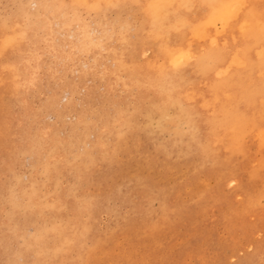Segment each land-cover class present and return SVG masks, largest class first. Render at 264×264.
I'll return each mask as SVG.
<instances>
[{
  "label": "rangeland",
  "instance_id": "1",
  "mask_svg": "<svg viewBox=\"0 0 264 264\" xmlns=\"http://www.w3.org/2000/svg\"><path fill=\"white\" fill-rule=\"evenodd\" d=\"M263 30L264 0H0V264H264Z\"/></svg>",
  "mask_w": 264,
  "mask_h": 264
},
{
  "label": "bare ground",
  "instance_id": "2",
  "mask_svg": "<svg viewBox=\"0 0 264 264\" xmlns=\"http://www.w3.org/2000/svg\"><path fill=\"white\" fill-rule=\"evenodd\" d=\"M30 6H31V5H30ZM236 8H237V5H236ZM50 10H51V9H50ZM24 12H25V11H24ZM29 12H30V11H29ZM229 13H232V10H230ZM262 35H263L262 37H264V30H263ZM263 41H264V39H263ZM263 55H264V54H263ZM263 55H262V56H263ZM260 57H261V56H260ZM260 57H259V58H260ZM262 61L264 62V60H262ZM176 62H177V61H176ZM248 65H250V64H248ZM248 67H249V66H248ZM250 68H251V66H250ZM263 74H264V72H263ZM228 79H229V78H228Z\"/></svg>",
  "mask_w": 264,
  "mask_h": 264
}]
</instances>
